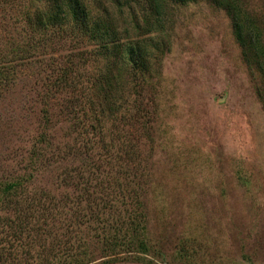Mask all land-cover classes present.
Instances as JSON below:
<instances>
[{"label": "rangeland", "instance_id": "1", "mask_svg": "<svg viewBox=\"0 0 264 264\" xmlns=\"http://www.w3.org/2000/svg\"><path fill=\"white\" fill-rule=\"evenodd\" d=\"M107 5L121 14V28L138 34V25H128L129 11L143 26L144 0H108ZM162 28L166 51H153L159 61L152 72L120 75L137 111L117 125L126 147L136 153L116 152L121 167L116 166L150 174L140 202L126 199L125 207L135 218L141 215L142 225L135 239L129 229L125 246L130 250L121 256L152 262L146 264H264V0L175 2ZM57 48L47 57L56 70L71 61L72 52ZM77 50L96 55L100 46L84 41ZM86 56L73 59L83 62ZM109 60L92 58L85 68L98 77ZM35 68L15 75L0 95V240L5 241L0 264H58L66 239L67 245L80 243L68 251L70 261L145 264L111 260L114 255L100 241L108 233L95 230L94 221L79 226L78 233L75 224L67 232L63 219L51 222L47 215L44 222L45 209L55 205L51 196L57 201L65 191L63 172L85 173V168L79 156L35 167L29 156L33 144L41 131L54 144L91 140L95 148L89 154L98 158L103 142L97 143L92 123L100 102L111 99L109 92L88 99L72 82L59 86L50 68L44 73L50 82L42 87L37 80L43 74L36 76ZM11 181H19V187L7 189Z\"/></svg>", "mask_w": 264, "mask_h": 264}, {"label": "trees", "instance_id": "2", "mask_svg": "<svg viewBox=\"0 0 264 264\" xmlns=\"http://www.w3.org/2000/svg\"><path fill=\"white\" fill-rule=\"evenodd\" d=\"M107 1L103 3L104 0H0V95L10 84L12 85L15 75L25 72L28 66L36 67V76L43 74L42 81L37 80L42 87L45 81L50 82V77L44 75L45 68H50L52 72L57 73L55 83H59L60 86L72 82L74 87H81L80 90L85 92L88 99L99 96L97 94L99 92H109V97L106 98L111 100L105 99L106 102H100L96 111L98 113H95L96 121L92 123L97 127L100 139L97 143L103 142L102 151L105 155L102 151L98 152L102 155H98V158L89 154L95 148V142L91 140H87V143L83 140H74L72 144H54L50 141L48 133L41 131L38 135L40 136L38 143L33 144L29 156L35 167L51 166L65 162L72 156H79L83 171L85 168V173L63 172L60 186L64 187L65 191L57 201L56 196H51L49 203L55 205L52 209L49 208L50 211L48 208L45 209L44 222H48L47 215L51 222L63 219L66 221L67 232L71 231L69 227L75 224L78 233L79 226L94 221L97 224L95 230L101 229L106 232L105 234L108 233L100 241L106 246L104 248L114 255L111 260L125 259L146 264L152 262H147L138 255L128 258L121 256L123 250H130L125 246L127 245L125 237L129 229H132L129 233L135 239L142 225L141 215L137 219L132 216V211L125 207L129 205L126 199L130 200V203L140 202V197L145 193L143 187L148 183L150 174L145 172L131 174L128 170L120 169L118 163L120 159L116 152L131 155L136 151L132 147L131 149L126 147L127 144L122 138L123 129L117 124L130 117H127L129 111H137L131 103L133 99L129 98V93L123 91L124 87L120 85V75L128 73L131 77H136L137 74L152 72L156 62L159 61V58L155 60L158 55L153 51H157L158 54H164L166 51L163 39L167 36L162 32V25L166 23L170 6L175 2L183 4L191 0H144L147 3V11L146 16L142 18L143 26H140L137 14L130 8L128 25L132 23L138 25L134 28L138 31L137 35L130 32L128 27L125 29L120 27L121 14L110 9ZM140 27L145 31L139 33ZM153 39L156 40L154 49L150 47ZM84 41L100 46L96 55L89 53V50H77ZM61 45L72 48L68 58L71 61H66L65 66L56 70L51 58L47 57ZM85 53L87 56L82 60L83 62L73 59L74 56L81 58ZM96 57L111 59L106 66V72L98 77L85 68L86 64L91 63L90 60ZM44 64L45 68L42 66ZM119 89L122 90V95ZM75 111H72V114L76 115L77 111ZM122 111H125L123 112L125 116L121 115ZM84 114L86 115L85 111ZM106 137L108 142L105 143ZM116 164L120 167L118 168ZM11 182L10 185L5 184L7 189L19 187V181ZM112 230L114 234L111 233ZM122 231L125 234H117ZM7 242L10 243L8 240ZM68 242L70 243V240L66 239L64 250H58V254L62 252L64 255L58 264H81V259L70 261L71 254L68 253L70 249L78 250L80 243L67 245ZM4 243L5 241L0 240V261L5 258L4 248L1 246ZM57 246H60V241ZM9 248L11 249L10 245ZM53 251L51 250L52 253ZM81 253L76 254L81 255ZM58 254L54 256L57 257ZM83 254L88 252L84 250Z\"/></svg>", "mask_w": 264, "mask_h": 264}, {"label": "crops", "instance_id": "3", "mask_svg": "<svg viewBox=\"0 0 264 264\" xmlns=\"http://www.w3.org/2000/svg\"><path fill=\"white\" fill-rule=\"evenodd\" d=\"M121 264H124V263H121ZM126 264V263H125ZM128 264V263H127ZM133 264V263H132Z\"/></svg>", "mask_w": 264, "mask_h": 264}]
</instances>
